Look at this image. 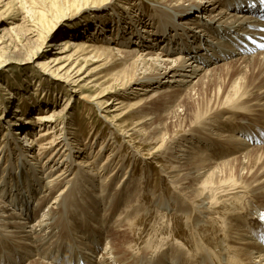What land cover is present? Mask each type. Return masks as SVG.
Segmentation results:
<instances>
[{
	"label": "bare ground",
	"instance_id": "obj_1",
	"mask_svg": "<svg viewBox=\"0 0 264 264\" xmlns=\"http://www.w3.org/2000/svg\"><path fill=\"white\" fill-rule=\"evenodd\" d=\"M12 1L14 0H3V2H7V6ZM162 1H164L163 5L165 9L163 8L161 10V16H152L151 23L159 21L161 25L156 27L159 29H161V26L169 24L172 26L171 28L173 31L183 33L187 38V42L184 43V45L181 42L183 46L178 48L180 52L178 53L179 57L175 58V60H171V51L168 49L169 47L164 48L160 46L159 53L158 51H154L157 45L149 48L148 45L150 43L156 44L158 41L160 45L164 43L163 38L166 35L165 31H163L162 37L158 36L159 39L157 40L155 39L156 36L151 34L153 30L151 31V29H149L153 27L149 25L142 26L140 30H138L141 24L137 25L136 23L135 26L137 31H133L135 29H132V37L127 39V44L130 47L129 44L137 38L136 41L139 46H135L134 48L130 47L133 49L126 48L125 50L107 47L104 50L105 53L111 54L112 56L115 50H117L118 54H121V74H118L121 76L114 74L115 78L110 81L112 84L105 85L104 88H101V91L96 93L93 97L82 95L80 100L83 101V110L86 112L90 110L94 114V112L99 113L100 111H105L106 114L102 115V119L105 120V123L110 128L114 129L115 133L118 132V135L126 140L125 143L128 144L130 148H134L137 138H139L142 143L160 144L157 148H152L155 150L149 153V158L150 160H157L158 156L156 154L161 150H165V154L170 157L171 163L169 165H162V170H164L166 179L171 183L170 186H173L175 189L173 196L174 203L180 206L181 212L189 213L191 209H195L200 216L211 217L213 213H216L220 215L221 218V212H223V210L228 211L225 213V219H223L225 228L219 229L217 226L213 228L221 233H216L213 239L217 244L216 239L221 237L222 247H219L220 244H218V247L215 245L212 254V252L209 251L210 247L203 245L202 242L200 244L196 241L198 245L195 248L188 247L185 241L186 237L185 239H180L176 234H173L174 239L182 240V243L178 242V244L176 243L177 245H174L169 244V238L164 239L163 242L162 240L155 239L158 240L159 243L162 242L156 248L159 247L158 249H163V251L157 254L156 257L149 259L148 254L151 252V249L148 248L146 251H143V253L139 250V245L142 241L138 236L136 237V234H138L135 232L137 228L135 225L136 219H133L128 222L126 227L117 229L111 227L113 232L111 234L109 233L105 249L102 247L104 251H101L102 253L97 257L94 254V248L86 250V253L90 256H94L95 259L92 257V260L90 257L85 258L84 254L75 255L68 248L67 250L58 252L59 255L53 258L54 249L61 246L59 240L62 238V235H60L62 232L61 224L62 217L66 214L65 212L69 213L75 222L81 219V217L79 218V213L81 211L86 212V217L91 218L92 215L89 214L88 206L92 207L90 213L97 215V213H99V204L106 202L107 204L114 205L120 202L121 199L124 200L136 185L130 181L131 179L130 176H128V171L124 173V178L118 180L122 171H125L123 169L124 164L122 163L121 166L117 165L114 158H110L114 155H109V159H107L103 166L96 167V176L98 175L102 179L101 187H95V182L98 177L94 176L91 179L88 177L87 181L85 180L86 184L82 188L79 183L80 180L78 178H72V173L69 174V171L73 168V163H76L74 162L75 159L73 160L74 157L72 158L75 148L69 143V138L61 142H56L55 140V134L57 135V133L62 131L59 127L63 125L62 118L64 116L62 117V115L53 109L45 114H39L34 118L37 121H41L39 122L42 125L40 127V137L52 138L49 143L51 147L45 148L48 149L46 151L47 153L50 154L51 152V157L48 156L49 158H47L42 165L40 162H37V157L34 163L30 160H26L25 153L21 151L22 158L21 160H18L19 158L17 159L18 163L21 161V168L27 170L25 166H31L32 181L35 184L44 181L41 187L40 199L38 198L39 208L37 210L34 209L33 214L31 211L26 217H23L21 213L8 207L5 203L6 201L4 202L3 197L0 196V226L3 227L12 238L17 240L18 243H16L22 250L9 254L7 257H5L6 255L3 253L0 254V264H25L28 261H32L35 257H38V259L31 264H80L81 262L86 264H163L162 261L164 260L160 259L161 255L162 257L165 256V264H172V262L173 264H196L195 260H198L197 264H221L220 253L222 252L223 244L229 247L231 253L230 258L233 256L231 264H264V246L256 240V234L263 230V226L259 221V216L261 213H264V146H251L245 139L248 133L247 130V132H245L239 129L237 138L226 134L232 133V129L230 130L231 125V128L235 126L238 128V123H236V121L234 122L231 118L235 115L238 116L239 119H249L250 123H248V126H250L251 123L253 124V122L264 123V52L253 56H243L240 46V41L245 39L244 35L248 32L256 33L259 31V35H264V23L254 19L251 15L241 14V11L246 8L247 0ZM119 7L125 8V5L120 4ZM214 9L217 10V14L212 16L211 13ZM98 15L102 14L99 13ZM140 22L145 24V20L140 19ZM156 32L161 33L158 32V29ZM110 39L111 38L107 36L105 41H109ZM124 44L127 45L126 43ZM224 45H228V49L224 48ZM140 46L142 48L148 47L146 49L147 51L141 49ZM194 46L196 47L189 53ZM218 46L221 47L220 50ZM98 51H100L99 48L89 44L85 40L65 39L60 44L58 51L59 56L46 61L44 63V70L49 73L50 77L54 80L62 82V84H64L63 86L69 89H76L75 92L82 94L81 91H83L86 86L81 85V83L85 80L77 78L78 76L76 77L75 75H78L84 67L80 68L81 65L78 66V64L86 55L92 56ZM39 52L40 50L37 53ZM36 56L34 58H37ZM238 56L240 58H236ZM228 57L230 59L236 58L233 59V63L239 67L234 74L230 87L226 85V87L221 89V93L219 92V96L215 97V101L207 100V104H205V100L201 101L200 99L198 102L197 100L203 94V91H201L202 89L198 88H202L205 82L211 81V76L208 70L206 71L208 65L218 60H220V62H225L228 60ZM92 59L96 58L92 57ZM195 62H198V64ZM201 71H206L205 76H201L202 78L196 81L201 75ZM74 72L75 75H73ZM194 82L195 84L192 86ZM188 83L192 84L190 85ZM187 86H192L189 89L191 92L189 95L187 94L188 96H185L187 97L185 100L182 102L180 101L181 103L179 102L180 104L176 105L178 98L182 97V94L186 92V90L183 89H186ZM206 89L207 88H205V90ZM196 90L199 95L197 100L192 97ZM112 93H121V97L115 99V96L107 101L106 97ZM154 93L158 94V96H166V98L169 96L174 97L167 102L170 108H174L176 105L173 116L179 122L178 125L182 127V130L169 138H166L167 132H164V134L160 136L163 129L162 124L155 125L151 129L147 128V126L153 124L152 120L155 119V116L152 117L151 115L149 110L150 107H145L144 110L136 111L137 113L135 115L138 116L135 124L129 121L130 118L124 119V113L119 114V112L124 111L126 108L132 107L133 109L134 107L133 110L138 107L141 108L146 101H150L156 97L153 96ZM136 95L140 98H134ZM70 99H73V97L71 96ZM128 99L134 101L128 103ZM188 101L191 103L193 102L194 107L191 113H188L189 109H186ZM181 108H185V110L181 111ZM262 111L263 114H261ZM130 112H132V110H129L127 113ZM259 114H261V116L255 118V116ZM187 115L189 116L187 117ZM126 123L130 124L127 128L124 127ZM15 125H17V123ZM164 125L166 128V124ZM43 126H46L47 129H43ZM61 135H63V133H61ZM239 137L241 139L244 137V145ZM24 138L26 140L29 139L26 136ZM214 140H225L224 144L236 147V149H238V154L241 156L239 155L235 157V159L233 157V161L227 163L221 162L216 164L217 161L213 162L210 160L211 156L209 153V155L206 154V156H204L205 153L214 147ZM206 141L209 142L208 145H204ZM77 142L78 144L82 143L81 139H77ZM63 144L64 147L68 148L67 151H69V155H65V152H60V147ZM29 145L31 149L34 150V143L32 142ZM104 146L105 143L102 144L101 149L98 151L99 154L96 155L98 158L101 157L100 153L104 149ZM244 146L248 148L246 149ZM4 147L0 150V158L5 155L6 151L8 153V149ZM222 148H220V150ZM250 148L254 150H248ZM81 149V151L84 152L85 148L81 147ZM106 149L107 148H105V151ZM91 151L93 150L91 149ZM194 151L196 152L194 153ZM216 153H218V151ZM221 154L219 156L222 157ZM5 157L6 156H4V158ZM62 158L64 162L61 160ZM47 163L50 166L53 164V166L49 167ZM60 163L61 165L64 163L68 171H60L57 169ZM91 163L90 165H92ZM15 165L16 164L9 165L10 169L8 170L9 173L6 175V179H4V173L0 174V188L9 177L12 176L13 178V173H15L16 169L19 170ZM77 165H79V163H77ZM81 170L83 171L84 169ZM110 185H115V187L110 189ZM34 188L37 191L39 190L35 186ZM98 191L103 193L102 197H99ZM111 192L114 193L111 194ZM230 192L232 194L226 195ZM138 193L139 191H137V195ZM76 194H79L80 198L83 197L85 202L83 203L75 197L74 195ZM91 196L93 198H90ZM228 197L230 198L229 200L226 199ZM136 198L135 195L134 199L130 200V205L127 210H125L127 211L125 212L126 214L128 211H133L135 208H133V206H135L133 203H135L134 201H136ZM180 198L183 200L181 204L178 203ZM224 198L227 201L221 200ZM156 202V206L159 209L166 208V210L163 211L169 210L166 204L167 202L165 203L162 198H160V200L157 198ZM259 205L260 207H257ZM74 207H76V209H74ZM45 208H50V211L47 214L44 211L45 214L42 213L40 218L41 212L45 210ZM107 211L111 210L108 208ZM36 214H39V219L36 223L31 224V222L33 223V221H35L36 216L34 217V215ZM122 216H124V214H121L118 221H121ZM214 221H216V219ZM56 222H58V225ZM101 227L103 226L101 225ZM127 231H129V235L125 233ZM194 233L197 234L196 231H194ZM155 236H157V234H154V238H156ZM55 239L57 240L56 242H54ZM148 242L150 241L145 240L143 243L145 246H148ZM49 243H51V245ZM186 247H188L189 251L191 249L194 250V254L189 255L188 250H185ZM11 249L14 250L13 247H11ZM25 253H29V255ZM170 253H172L173 261L168 263L167 256ZM54 254L56 255L57 252L54 251ZM137 258H139L138 261Z\"/></svg>",
	"mask_w": 264,
	"mask_h": 264
},
{
	"label": "rangeland",
	"instance_id": "obj_2",
	"mask_svg": "<svg viewBox=\"0 0 264 264\" xmlns=\"http://www.w3.org/2000/svg\"><path fill=\"white\" fill-rule=\"evenodd\" d=\"M163 2L164 1L162 0H14L7 6V2L0 0V150L4 146V148L8 149V153L6 151L4 155L6 157L4 158L3 156L1 157L2 159L0 158V174L4 173L3 176L5 175L4 179H6V175L9 173L8 170L10 169L9 165L16 164L15 167L19 168V170L16 169L15 173H13V178L12 176L9 177V179L6 180L7 183L4 182L0 188V196L3 197V201H6L5 203L8 205V207H11L12 209L16 210V212L21 213L23 217H26L31 211L33 214V210H37L39 208L38 200L40 199L41 187L44 181L35 184L32 181L33 178L31 174V166H25V168H27V170H25L21 168V161H19V164L17 159L19 158L18 160H21V151L25 153V159L32 161V163H34L37 157V162H40L43 165L47 158L51 157V152L50 155L46 152L48 149L45 148L51 147L49 146V143L51 142L52 138L48 139L47 137H40V127L42 125L39 122L41 121H37L34 118H36V116L39 114H45L46 112L52 111L53 109L62 115V117L64 116L62 118L63 125L60 123L61 126L59 127V129L62 131L57 133V135L55 134L56 139H54L56 142H61L66 138H69V143H71L75 148L72 158L74 157L73 160L75 159L74 162L76 163H73V168L71 171H69V174L72 173V178H78L80 180L79 183L82 188L86 184L88 177L91 179L92 177L96 176V167L103 166L107 159H109V155H114L110 158H114L117 165L121 166L122 163L124 164L123 169L125 171H122L121 175L118 177V180L124 178V173L128 171V176H130L131 179L130 181L136 184L135 188L131 190V193L124 200L121 199L120 202H117L114 205L107 204L106 202L99 204V213H97V215L91 214L90 209H92V207L88 206L89 214L94 217L91 216V218H88L86 217V212L81 211L79 213V218L81 217V219L75 222L73 218H71V215L65 212L66 214L62 217L61 224L62 232L60 235H62V238L59 240L61 246H58L54 249L57 254L55 255L53 251V258L59 255L58 252L67 250L68 248L75 255L84 254L85 258L92 257L95 259L94 256L88 255L86 250L94 248V254L97 257L102 253L101 251H104L108 240L107 238H109V233L111 234L113 232L111 227L116 229L126 227L128 222L132 221L133 219H136L135 225L138 228H136L137 230L135 229V232L138 233L136 234V237L138 236L142 241L140 242L141 244L139 245V250L143 253V251H146L148 248L151 249V252L148 254L149 259L156 257L157 254L163 251V249H158L159 247H156L160 245L164 239L169 238V244L177 245L178 242L182 243V240L174 239L175 234L178 238L180 237V239H185L186 237L185 241L187 242L188 247L195 248L198 245L196 241L200 244L202 242L203 245L210 247L209 251L212 252V254L214 249L213 247L215 245L218 247V244H220L219 247H222V240H220L221 237L216 239L217 244L213 239L216 236V233H221L218 232L217 229L214 230L213 228L214 226H217L219 229L225 228L223 219H225V213L228 211L223 210V212H221V218L220 215H217L216 213H213L211 217L200 216V214L196 212L195 209H191L189 213L181 212L180 206L177 203H174L173 196L175 189L173 186H170L171 183L166 179L164 170H162V165H169L171 163L170 157L165 154V150H161L156 154L158 156L157 160H150L149 158V153L154 152L155 150L152 148H157L160 144L142 143L140 139L137 138L134 148H130L128 144L125 143L126 140L118 135V132L115 133L114 129L110 128L105 123V120L102 119V115L106 114L105 111H100L99 113L94 112V114L90 110L89 112H86L83 110L84 103L82 100H80L82 95L93 97L96 95V93H99L101 88H104L105 85L112 84L110 81L115 78L114 74L121 76L118 75L121 74V54H118L117 50H125L126 48L133 49L135 46H139L137 45V38L129 44L130 47L133 48H130L127 44V39L132 37V29H135L133 31H137L135 26L136 23L137 25L141 24L138 30H140L142 26L149 25L153 27L149 29H151V31L153 30L151 34L153 36L155 35V39L157 40L159 39L158 36L162 37L164 33L163 31H165L166 35L163 38L164 43L162 45H160L159 41L156 42V44L150 43L148 45L149 48L157 45L154 51H158L159 53L160 46L164 48L169 47L168 49L171 51V60H175V58L179 57L178 53L180 52L178 51V48H181L184 43L187 42V38L183 35V33L173 31L171 28L172 26L169 24L166 26H161V29H159L156 28L161 25L159 21L156 22L154 20L155 22L152 21L153 23H151L152 16H161V10L163 8L165 9ZM120 4L125 5V8L119 7ZM99 13L102 15H98ZM211 14L212 16L216 15L217 10L214 9ZM140 19L145 20V24H142ZM157 29L158 32L161 33H157ZM107 36L111 38L109 41H105ZM68 38L74 40H85L100 50L92 56L86 55L78 64V66L81 65L80 68L84 67L82 71L78 75H75V72L73 73V75L76 77L78 76L77 78H82L85 80L81 83V85L86 86V88L81 91L82 94L75 92L76 89H69L68 87L63 86L64 84H62V82L54 80L52 77H50V74L44 70V63L51 58L54 59L59 56L58 51L60 44ZM107 47L117 49L115 50V53H112L113 56L104 52L105 48ZM195 47L196 46L192 47L189 53H191ZM223 47L228 49V45H224ZM140 48L147 51L146 49L148 47L142 48L140 46ZM218 49L220 50L221 47L218 46ZM39 50L40 52L37 53ZM35 56L37 58H34ZM92 57L96 59H92ZM236 58L240 57L238 56ZM233 59L231 58L229 61L226 60L223 63L219 62L218 60L215 63L209 64L206 71L208 70L209 75L211 76V81L206 80L207 82H205L202 88L197 87L203 91V94L200 98L197 90L195 91L196 94L194 92L192 97L195 98V100L199 98L197 100L198 102L200 99L201 101L205 100V104H207V100L215 101V97L219 96L221 89L226 87V85L230 87L234 78V74L239 68L238 65L233 63ZM195 63L198 64V62ZM206 71H201V75L196 79V81L201 79V76L204 77ZM195 82L193 84H188H192V86H194ZM206 83L209 84L207 85ZM192 86H187L186 89H183L186 90V92L182 94V97L178 98L176 105H179L187 98L185 96L189 95L191 92L189 89ZM205 88L207 89L205 90ZM71 96L73 99H70ZM115 96V99H118L121 97V93H112L106 97V100L109 101ZM137 96L138 95H136L134 98H140ZM153 96L156 97L150 101H146L141 108L138 107L139 109L137 108L135 110H133L134 107L133 109L132 107L126 108L124 111L119 112V114L124 113V119L130 118L129 121L135 124L137 121L136 118L138 116L135 115L137 113L136 111L144 110L145 107H150L149 110L151 115L152 117L155 116V119L152 120L153 124L147 126V128L151 129L155 125L162 124L163 129L160 136H162L164 132H167L166 138L171 137L173 134L179 133L180 130H182V127L178 125L179 122L173 116V111L175 110L176 105L174 108H170L167 102L169 99H173L174 97L171 96V98L169 96L166 98V96H158L156 93H154ZM127 101L128 103H131L134 100L128 99ZM186 106V109H189L188 113H191L194 107L193 102L191 103L188 101ZM129 110H132V112L127 113ZM180 110H185V108H181ZM263 111L261 114H263ZM261 114L255 116V118L260 117ZM188 116L189 115H187V117ZM237 117L238 116L235 115L231 118L234 122L236 121V123H238V128L237 126L231 128V125L230 130L232 129V133H226L227 135L229 134L230 136L232 135L236 138L239 134V129L241 131L244 130L245 132L249 131L247 128H243V126L250 123L249 119L246 120L240 118V120L239 117ZM16 123L17 125H15ZM164 124H166V128L164 127ZM253 124L260 125L255 126L254 128L264 126V123L260 122H253ZM129 125V123H126L124 127L127 128ZM43 129H47V127L43 126ZM61 133H63V135H61ZM25 136L29 139L26 140L24 138ZM77 139H81L82 143L78 144ZM239 139L240 141L242 140L241 142L243 144V138L241 139L239 137ZM32 142L35 146L34 150H32L29 145ZM224 142L225 140H214V147L205 153L204 156L209 153L212 157H210V160L213 162L217 161L216 164L233 161V157L235 159V157L240 155L238 154V149H236L234 146L227 144L225 145ZM103 143H105V146L100 153L101 157L98 158L96 155L99 154L98 151L101 149ZM205 144L208 145L209 142L206 141L204 145ZM81 147L85 148L84 152L81 151ZM244 147L246 149L248 148L247 146ZM105 148H107L106 151ZM220 148L222 149L220 150ZM60 149V152H65V155H69V151H67L68 148L64 147V144L60 147ZM91 149L93 151H91ZM251 149L252 148L248 150ZM217 151L218 153H216ZM195 152L196 151H194V153ZM220 154L222 157L219 156ZM61 160L63 161V158ZM77 163H79V165H77ZM90 163L92 165H90ZM47 166L51 167L53 164L50 166L47 163ZM57 169L60 171H68V168L64 166V163H62V165L60 163V166L57 167ZM81 169L84 170L82 171ZM96 177L99 179H96L95 187L98 186V188H100L102 179L98 175ZM34 186L39 190L37 191ZM114 187L115 185H110V189H113ZM137 191H139L138 195ZM97 193H99V197L103 196L101 191H98ZM112 193L114 192H111V194ZM229 194L232 193L230 192L226 195ZM135 195L137 197L136 201H134L135 203H133L135 205L133 208H135L133 211L130 210L126 214L125 212L127 211L125 210H127L130 205V200H133ZM74 196L83 203L85 202L83 197H79V194ZM90 198L93 197L91 196ZM157 198L158 200L162 198L165 203L167 202L166 204L169 210L163 211L166 210V208L159 209L156 206ZM230 198L228 197L226 199L229 200ZM29 199L32 200L30 201ZM226 199L224 198L221 200L227 201ZM182 202L183 200L180 198L178 203L181 204ZM257 207H260V205ZM108 208L111 211H107ZM74 209H76V207H74ZM44 211L47 214L49 213L50 208H45V210L41 212L40 218L42 213L45 214ZM121 214H124V216H122L121 221H118ZM35 216L36 219L33 221V223L30 221L31 224H34L38 221L39 214L34 215V217ZM215 219L216 221H214ZM56 224L58 225V222H56ZM101 225L103 227H101ZM194 231H196L197 234H195ZM128 232L129 231L125 233ZM154 234H157V236H155L156 238H154ZM155 239L160 241L162 240V242L159 243L158 240ZM145 240L150 241L148 242V246L144 245L143 242ZM56 241L57 240L55 239L54 242ZM16 242L17 240L12 238L10 234L0 226V254L3 253L6 255L5 257H7L9 254L21 250L17 244L18 242ZM49 244L51 245V243ZM226 246V244H223V248L221 250L222 252L220 253L221 264H231V260L233 258V256L230 258V249L228 246ZM11 247H13L14 250H12ZM102 247L104 249H102ZM188 247H186L187 249L185 248V250H188ZM25 254L29 255V253ZM170 254L167 256L168 263L173 261L172 253ZM188 254H194V250H188ZM139 258H137V261ZM36 259H38V257H35L32 259V261H28L25 264H31ZM160 259L165 261V256L162 257L161 255ZM164 261H162L163 264H165ZM195 261L197 264L198 260Z\"/></svg>",
	"mask_w": 264,
	"mask_h": 264
}]
</instances>
